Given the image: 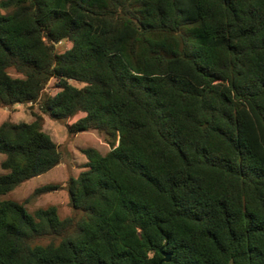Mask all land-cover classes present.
Segmentation results:
<instances>
[{
  "label": "trees",
  "instance_id": "16d2710c",
  "mask_svg": "<svg viewBox=\"0 0 264 264\" xmlns=\"http://www.w3.org/2000/svg\"><path fill=\"white\" fill-rule=\"evenodd\" d=\"M13 105L38 112L0 124V264H264V0H0ZM78 114L112 147L73 214L2 200L61 163L43 117Z\"/></svg>",
  "mask_w": 264,
  "mask_h": 264
},
{
  "label": "rangeland",
  "instance_id": "374dc122",
  "mask_svg": "<svg viewBox=\"0 0 264 264\" xmlns=\"http://www.w3.org/2000/svg\"><path fill=\"white\" fill-rule=\"evenodd\" d=\"M69 41H63L58 44V52H64L71 48ZM77 85L78 84H75ZM48 92L55 94L57 89L54 88V81H51L47 89ZM33 112H38L36 106L33 108L29 105H13L9 108L0 109V124L5 121L19 123H31L35 117ZM84 114H78L76 117L57 121L49 116H44L43 131L59 145L62 154V160L59 165L49 172L32 177L22 183L19 187L7 193L2 200H14L17 203L24 204L28 213L33 214L37 209H47L55 207L61 217L64 219L73 214L74 209L69 205V192L67 181L70 177H78L85 170L87 158L83 154L85 148H95L102 154H106L112 147L107 137L99 132L84 130L79 132H70L69 127L74 124ZM4 156L0 154V174L5 173L1 168V162ZM48 184L58 185V189L34 195L36 189Z\"/></svg>",
  "mask_w": 264,
  "mask_h": 264
},
{
  "label": "water",
  "instance_id": "95a60500",
  "mask_svg": "<svg viewBox=\"0 0 264 264\" xmlns=\"http://www.w3.org/2000/svg\"><path fill=\"white\" fill-rule=\"evenodd\" d=\"M163 255H164V258H163V260H162V262L160 264H162L163 262H170V260H171L170 254L163 253Z\"/></svg>",
  "mask_w": 264,
  "mask_h": 264
}]
</instances>
